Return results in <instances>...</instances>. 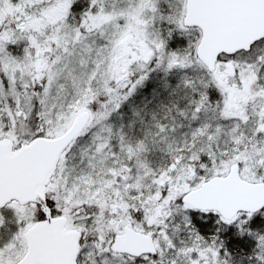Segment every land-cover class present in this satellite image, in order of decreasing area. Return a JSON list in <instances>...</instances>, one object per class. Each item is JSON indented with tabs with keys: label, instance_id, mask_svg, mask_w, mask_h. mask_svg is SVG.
Masks as SVG:
<instances>
[{
	"label": "snow or ice",
	"instance_id": "obj_1",
	"mask_svg": "<svg viewBox=\"0 0 264 264\" xmlns=\"http://www.w3.org/2000/svg\"><path fill=\"white\" fill-rule=\"evenodd\" d=\"M0 264H264V0H0Z\"/></svg>",
	"mask_w": 264,
	"mask_h": 264
}]
</instances>
